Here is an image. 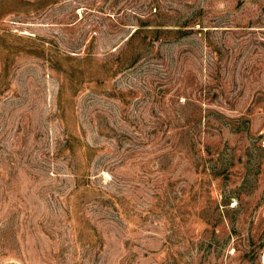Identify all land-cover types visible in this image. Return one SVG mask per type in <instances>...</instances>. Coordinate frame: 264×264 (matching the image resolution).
<instances>
[{
	"label": "rangeland",
	"instance_id": "1",
	"mask_svg": "<svg viewBox=\"0 0 264 264\" xmlns=\"http://www.w3.org/2000/svg\"><path fill=\"white\" fill-rule=\"evenodd\" d=\"M0 264H264V0H0Z\"/></svg>",
	"mask_w": 264,
	"mask_h": 264
}]
</instances>
